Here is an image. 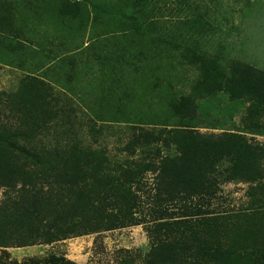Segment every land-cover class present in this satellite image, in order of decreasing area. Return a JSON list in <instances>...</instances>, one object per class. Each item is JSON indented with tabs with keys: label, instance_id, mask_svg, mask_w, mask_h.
Returning a JSON list of instances; mask_svg holds the SVG:
<instances>
[{
	"label": "trees",
	"instance_id": "1",
	"mask_svg": "<svg viewBox=\"0 0 264 264\" xmlns=\"http://www.w3.org/2000/svg\"><path fill=\"white\" fill-rule=\"evenodd\" d=\"M160 2H107V15L137 22L142 39L135 43L137 52L117 53L121 47L116 45L107 53V63L120 70L107 90L110 121L137 119L126 115L129 106L136 111L124 66L142 76L150 73L158 92L162 84H172L163 83L168 77L162 74L164 67L175 68L173 57L194 67L198 78L188 94L170 90L169 96L160 95L167 103L165 114L156 107L147 124L131 122V137L120 149L125 156L86 145L71 128L72 102L46 77L26 74L16 91H0V187L5 189L0 201V264H8L3 257H9L10 247L51 244L146 222L151 246L145 264H264V144L256 140L264 135V68L193 46L174 55L169 39L145 35V29L157 27ZM58 5L56 12L64 18L85 17L76 0H60ZM15 18L13 6L0 0L1 48L21 34L13 33ZM185 23L200 33L211 27L200 14ZM23 44L16 42L15 48ZM119 83L127 92L121 103L114 102ZM219 93L247 104L241 125L202 132L217 127L204 124L200 101ZM100 104L91 117L92 129L106 111ZM52 129L54 140H49L45 133ZM240 182L248 185L249 205L218 211L214 200L223 185ZM11 264L80 263L50 254Z\"/></svg>",
	"mask_w": 264,
	"mask_h": 264
},
{
	"label": "rangeland",
	"instance_id": "2",
	"mask_svg": "<svg viewBox=\"0 0 264 264\" xmlns=\"http://www.w3.org/2000/svg\"><path fill=\"white\" fill-rule=\"evenodd\" d=\"M76 1L85 17L73 21L56 12L60 0H6L16 13L14 25L17 29L13 33L21 34L11 46L1 48L0 45V91H16L26 74L46 77L72 102L74 127L71 128L82 141L94 148H105L111 155L123 157L126 154L120 149L131 137V122L147 124L156 107L161 113L167 103L160 95L169 96L170 90L179 94L190 93L198 72L190 64L173 57L175 68L169 70L164 67L166 75L162 74V77H168L163 83L170 81L172 84H162L158 92L150 73L148 77L142 76V72L134 67L124 66V79L127 78L129 84L127 88L135 91L132 101L136 111L132 112L129 106L126 115L137 116V119L131 122L125 118L123 122L110 121L107 90L116 79L115 71L119 73L120 70H114L109 60L107 63V53L116 45L121 47L117 53L134 52L135 43L142 40L136 29L138 23L109 17L107 2L110 0ZM160 5L163 9L162 16L157 12V27L148 31L145 29V35L152 38L157 33L169 39L174 55L193 46L200 51L238 58L264 68V0H161ZM112 11L113 14L118 12ZM197 14L203 15L211 23L210 29H202L200 33L185 23L189 17ZM156 29L157 32L154 31ZM19 41L25 44L17 50L15 46ZM174 44H178L179 48ZM118 76L121 77L120 74ZM119 85H115L119 93L114 99L117 103L124 102L122 95L127 98L126 87ZM102 102L106 105L102 118L104 123L100 120L92 129L94 123L91 117L96 109L100 110L98 104ZM246 107L247 104L233 102L223 93L201 100L200 113L204 124L217 129L201 128L200 131L220 133L238 129ZM165 113L163 111L161 114ZM261 121L264 123V115ZM54 131L52 129L50 133H45L48 135L46 138L54 140ZM256 140L264 144V135H257ZM247 188L248 185L241 182L224 184L214 200V206L218 211H239L247 207L250 202ZM4 191L0 187V201L4 198ZM149 223L72 237L51 244L10 247L7 248L9 257L4 256L3 259L11 264L13 261H27L31 257L43 258L56 254L80 264H145L144 258L151 246L147 231ZM159 226H163V223H159Z\"/></svg>",
	"mask_w": 264,
	"mask_h": 264
}]
</instances>
